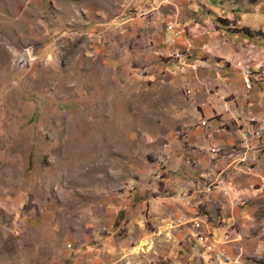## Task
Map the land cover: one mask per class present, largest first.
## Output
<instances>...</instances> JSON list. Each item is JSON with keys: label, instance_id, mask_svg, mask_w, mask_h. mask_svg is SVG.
<instances>
[{"label": "rangeland", "instance_id": "1", "mask_svg": "<svg viewBox=\"0 0 264 264\" xmlns=\"http://www.w3.org/2000/svg\"><path fill=\"white\" fill-rule=\"evenodd\" d=\"M185 1L217 20L264 5L0 0V264H264L263 178L219 203L194 178L178 227L153 177L197 109L198 68L165 34Z\"/></svg>", "mask_w": 264, "mask_h": 264}, {"label": "crops", "instance_id": "2", "mask_svg": "<svg viewBox=\"0 0 264 264\" xmlns=\"http://www.w3.org/2000/svg\"><path fill=\"white\" fill-rule=\"evenodd\" d=\"M180 7L182 12L177 30H168L165 34L172 39L173 50H187L190 57L186 61L194 63L199 73L198 76L194 74L197 79L192 82L196 88L192 90L197 109L186 120L194 122L188 127L189 137L187 140L168 137L171 138L169 142L174 157L165 163L168 175L164 178L162 198L171 203L167 209L177 215L179 222L175 224L178 227L198 208L199 190H193L187 202L183 203L180 197L199 172H206L219 181L213 192L206 194L202 191L209 201L215 200L216 203L223 200L224 181L233 183L227 188L231 191L244 179L246 186L264 179L262 140L250 141V154L255 158L250 167H234L230 159H212L208 152L212 145H240L241 130L250 126V117L257 119L251 123L252 127L264 126V5L257 3L246 12L229 15L228 20H217L214 12L200 14L202 8L188 1ZM186 15H194L198 20L185 22ZM245 67L252 72L250 87L245 86ZM223 97L227 99V112L223 110ZM203 119L207 120L206 125L200 124Z\"/></svg>", "mask_w": 264, "mask_h": 264}, {"label": "built area", "instance_id": "3", "mask_svg": "<svg viewBox=\"0 0 264 264\" xmlns=\"http://www.w3.org/2000/svg\"><path fill=\"white\" fill-rule=\"evenodd\" d=\"M25 52V51H24ZM24 52L22 53V56L24 55ZM177 55H181L180 53H177ZM25 59V57L23 56ZM245 73L247 75V78L245 79V86L250 87L251 82L249 79V75L252 73L250 68L245 67ZM223 110L228 111V105H227V99L226 97H223ZM257 119L255 117H250L248 119L249 122V127H244L241 130L240 137L242 140V143L240 145H231V146H226V145H212L208 148V152L211 155L212 159H217L219 160L220 157H226L230 159L231 164L234 167H238V165H244V166H251L252 164L255 163V158L250 154L251 150V144L250 141L252 139H257V140H262L264 142V126L260 127H252L251 123L256 122ZM207 120L203 119L200 121L201 125H206ZM189 128H181L178 129L174 132V136L176 137H182L183 139L187 140L189 137ZM174 156V153L171 151H164L163 155H160L159 158L160 160L168 162L171 160ZM153 177L156 181H161L163 180V176L161 173V170L159 168H154L153 169ZM195 179L198 180V184L201 183V186L203 190L206 191V193L212 192V190L215 188L214 182L216 180L213 179L212 176L208 175L206 172H199ZM199 189V185L197 186ZM217 187V186H216ZM194 188V187H192ZM224 188V187H223ZM196 189V188H195ZM188 188H185L181 194L180 200L184 203L187 202L188 194H186V191ZM197 190V189H196ZM225 191V188L223 189Z\"/></svg>", "mask_w": 264, "mask_h": 264}, {"label": "bare ground", "instance_id": "4", "mask_svg": "<svg viewBox=\"0 0 264 264\" xmlns=\"http://www.w3.org/2000/svg\"><path fill=\"white\" fill-rule=\"evenodd\" d=\"M178 36H179V35H178ZM178 36H177V37H178ZM174 40H176V38H174ZM143 250H144V249H143Z\"/></svg>", "mask_w": 264, "mask_h": 264}]
</instances>
